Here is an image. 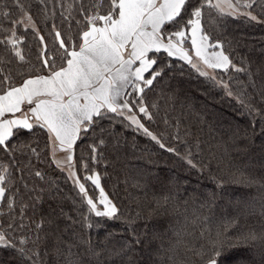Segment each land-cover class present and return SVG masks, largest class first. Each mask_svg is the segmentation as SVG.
Instances as JSON below:
<instances>
[{
    "label": "trees",
    "instance_id": "1",
    "mask_svg": "<svg viewBox=\"0 0 264 264\" xmlns=\"http://www.w3.org/2000/svg\"><path fill=\"white\" fill-rule=\"evenodd\" d=\"M100 2L0 0L5 89L47 74L45 59L59 67L56 33L77 41L88 16L106 13L108 0L98 8ZM235 3H251L246 9L256 19L240 15ZM196 8L201 34L231 63L208 77L163 50L149 53L161 75L150 86L133 80L123 102L159 143L126 119L129 113L102 110L79 133L67 173L53 158L46 128L13 129L0 146V233L11 245L0 246V264H204L198 253L217 232L234 243L254 233L256 240L241 244V264H264V0H187L180 24L163 26V36L184 30L188 51L187 21L196 19ZM141 104L150 120L138 111ZM86 176L99 177L114 217L90 211L76 178L102 211L100 190Z\"/></svg>",
    "mask_w": 264,
    "mask_h": 264
},
{
    "label": "snow or ice",
    "instance_id": "2",
    "mask_svg": "<svg viewBox=\"0 0 264 264\" xmlns=\"http://www.w3.org/2000/svg\"><path fill=\"white\" fill-rule=\"evenodd\" d=\"M108 2L109 7L105 14L97 11L86 18L85 30L78 36L77 41L66 43L61 39V34L56 33L59 47L63 50L59 67L56 66L55 59H45L42 63L49 69L45 75L24 79L20 86L9 85L6 89L4 81H0V146H4L13 137V129H16L17 134L23 129L32 130L33 123L29 122L31 117L37 125L47 128L51 134L50 139H53L54 143L58 142L60 148L71 150L82 127L87 130L85 126L94 123V117H101L102 110L118 115H124V110H127L129 115L125 118L143 129L153 140H157L133 113L128 102L118 103V99L125 95L124 89L131 82L130 77L150 86L153 80L161 75V72L154 68L158 61L151 58L149 53L163 50L169 57H178L192 64L194 68L197 67L192 56L183 47L186 35L184 30L179 29L166 37L163 36L167 30L163 26L171 25L176 28L180 24L181 21L177 18L182 19L181 13L182 10L186 11L187 0ZM102 6L103 0L97 7ZM213 7L223 10L225 5L217 3ZM226 7L232 8L233 5L227 3ZM245 7H252V4H246ZM192 15L196 19H189L187 24L191 25V47L195 56L210 68L227 70L231 61L223 51L212 52L211 55L206 51L209 47L219 48L221 45L207 44L208 36L198 35L201 33L200 8H196ZM251 18L256 19L255 16ZM27 19L31 22L30 16ZM31 26L35 28L34 24ZM12 36H15V32ZM40 39L43 40V37ZM165 39L167 43L164 42ZM8 42L15 46L17 40L10 39ZM16 55L21 60L24 59L19 51ZM137 62L139 66L133 70V65ZM145 73L151 78H146ZM200 74L207 75L206 72ZM7 79L5 77V81ZM138 90L141 93L144 91L143 88ZM25 105L26 107L22 108ZM138 111L149 120L152 118L142 104ZM16 113H21V118H5L6 114ZM157 142L159 143L158 140ZM160 147L163 148L164 145L160 144ZM168 151L174 149L169 148ZM67 159L71 161V155ZM72 175L75 178V173ZM84 179L90 180L99 188L98 203L104 207L103 211L97 208V202L88 196L85 185L79 183L76 178L80 193L86 198L90 211L96 216L114 217L117 208L108 199L103 188H100L99 177L86 176ZM3 180L4 176L0 175V182ZM2 197L4 188L0 187V198ZM256 239L254 233H248L241 242L234 243L226 233L217 232L210 247L198 255L204 260V264H241V244ZM0 246L11 247L4 233H0Z\"/></svg>",
    "mask_w": 264,
    "mask_h": 264
},
{
    "label": "rangeland",
    "instance_id": "3",
    "mask_svg": "<svg viewBox=\"0 0 264 264\" xmlns=\"http://www.w3.org/2000/svg\"><path fill=\"white\" fill-rule=\"evenodd\" d=\"M225 3H226V1H225ZM236 6V7H235ZM244 8H243V7ZM234 8H235V11H240V15H243V16H249V17H251V15L249 14V12L247 11V7H245V4L244 5H240L239 3H235L234 4ZM226 11V10H225ZM188 34H189V36H188V38H189V45H190V48H191V50L190 51H188L185 47V49L188 51V53H189V55L190 56H192V60H193V63L194 64H196L197 65V67H195V69L197 70V69H199V70H197L199 73L200 72H206L207 73V75H204V76H208V77H213L214 76V71H215V69H213V68H210V67H208L207 65H205L198 57H196L195 56V53H194V49H192V47H191V30L188 32ZM201 33H199L198 35H200ZM207 44H209L208 42H207ZM211 45V44H210ZM206 51H207V53L209 54V55H211V53L212 52H218V50L217 49H214V48H212V47H209V48H207L206 49ZM186 62V61H185ZM188 63V62H187ZM189 64V63H188ZM191 66H192V64H190ZM139 66V63L137 62L136 64H135V68L136 67H138ZM193 67V66H192ZM194 68V67H193ZM218 69V68H217ZM131 79V82L133 81V80H135L134 79V77H130ZM131 82L129 83V84H131ZM128 84V85H129ZM20 86V85H19ZM126 89V88H125ZM125 89H124V91H125ZM118 103H123V96L122 97H120L119 99H118ZM22 108H24V106H22ZM105 113H109V112H107V111H105ZM112 113V112H111ZM116 115H118L117 113H115ZM126 114H128V112L126 111V110H124V116L126 115ZM21 113H17V114H6V116H5V118H9V119H11V118H21ZM30 123H33V125H37L36 123H35V121H34V119L33 118H31L30 117V121H29ZM37 126H39V125H37ZM85 127H87V125L85 126ZM47 129V128H46ZM85 128L84 127H82V129H81V131H83ZM48 131V130H47ZM80 131V132H81ZM50 134V133H49ZM74 145V144H73ZM49 146H50V150H51V153L54 155L53 156V158H54V160H56L57 161V159H58V161H57V163H58V165H59V163L62 165V166H60L61 168H63L62 170H64V171H66L67 173L69 172V173H71V171L70 170H68L69 168H68V165H70V163H72V159H71V161H69L68 159H67V157L69 156V155H71V152H72V148H73V146H72V148H71V150H66V149H62V148H60L59 147V144H58V142H53V139H50V136H49ZM56 155V156H55ZM71 157H72V155H71ZM65 164H68V165H66L65 166ZM93 177H95V176H93ZM98 205H99V208L103 211L104 210V207H103V205H100L99 203H98Z\"/></svg>",
    "mask_w": 264,
    "mask_h": 264
},
{
    "label": "crops",
    "instance_id": "4",
    "mask_svg": "<svg viewBox=\"0 0 264 264\" xmlns=\"http://www.w3.org/2000/svg\"><path fill=\"white\" fill-rule=\"evenodd\" d=\"M135 69V65H133V70ZM131 79V78H130ZM34 106V105H33ZM24 107H26V105L24 106ZM17 114V113H16ZM48 134H49V132H48ZM51 134H49V136H50ZM75 144V143H74Z\"/></svg>",
    "mask_w": 264,
    "mask_h": 264
}]
</instances>
